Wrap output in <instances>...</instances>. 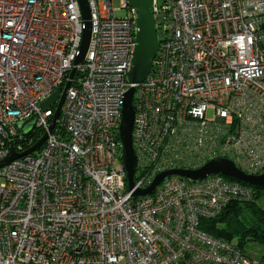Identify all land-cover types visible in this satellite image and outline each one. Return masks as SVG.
Instances as JSON below:
<instances>
[{
	"label": "built area",
	"instance_id": "1",
	"mask_svg": "<svg viewBox=\"0 0 264 264\" xmlns=\"http://www.w3.org/2000/svg\"><path fill=\"white\" fill-rule=\"evenodd\" d=\"M0 0V264H264L201 229L256 190L218 174L193 182L165 171L225 158L264 173V0H155L159 50L131 84L137 23L126 0ZM126 10L125 16L117 12ZM76 69L62 115L41 105ZM135 89V189L122 158L123 98ZM37 116L29 138L18 124ZM39 132V134H38ZM38 134V137H37Z\"/></svg>",
	"mask_w": 264,
	"mask_h": 264
},
{
	"label": "water",
	"instance_id": "2",
	"mask_svg": "<svg viewBox=\"0 0 264 264\" xmlns=\"http://www.w3.org/2000/svg\"><path fill=\"white\" fill-rule=\"evenodd\" d=\"M78 2L81 8L85 29L83 32L80 55L74 63L75 66L84 62L92 38V23L89 3L87 0H78ZM126 2L136 16L138 28L132 67L128 74L129 82L131 84H137L144 82L151 75L154 67V61L159 50L160 44L155 20V0H126ZM75 74L76 69L74 68L65 88L63 90L61 88L58 89L41 105L42 111H47L49 108L56 106V112L49 130L50 132L54 130L62 115V108ZM134 95V88H130L124 95L122 110L123 117L119 132L122 144V158L127 171L129 191H133L135 189L136 172L138 167V159L134 146V129L136 120ZM17 127L18 131L24 137L29 138L37 130V116L19 123ZM47 138L48 133H46L37 142V144L21 154L17 153L13 148L8 157L0 162V169L11 164L14 160L39 151ZM218 174L224 175L230 180L248 185L256 191L264 192V173L260 175H249L241 171L233 161L225 158H217L209 161L207 164L196 170L176 169L160 173L148 188L135 190L133 192V197L139 198L153 194L163 180L169 176L175 175L197 182Z\"/></svg>",
	"mask_w": 264,
	"mask_h": 264
},
{
	"label": "trees",
	"instance_id": "3",
	"mask_svg": "<svg viewBox=\"0 0 264 264\" xmlns=\"http://www.w3.org/2000/svg\"><path fill=\"white\" fill-rule=\"evenodd\" d=\"M261 193L256 191L254 203L229 204L218 217L202 221L201 229L236 244L247 253L249 242H264V210L256 205ZM260 260L264 261V254Z\"/></svg>",
	"mask_w": 264,
	"mask_h": 264
},
{
	"label": "rangeland",
	"instance_id": "4",
	"mask_svg": "<svg viewBox=\"0 0 264 264\" xmlns=\"http://www.w3.org/2000/svg\"><path fill=\"white\" fill-rule=\"evenodd\" d=\"M163 0H159V3H162ZM127 14L126 10H121L117 12L118 16H125ZM256 205L258 208L264 210V192L261 193L260 197L256 201ZM247 254L252 258L258 260L264 254V242H249L246 247Z\"/></svg>",
	"mask_w": 264,
	"mask_h": 264
}]
</instances>
